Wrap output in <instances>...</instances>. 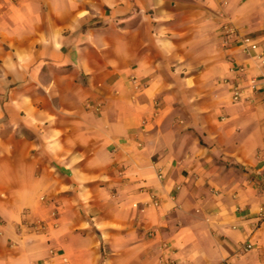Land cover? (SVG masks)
I'll use <instances>...</instances> for the list:
<instances>
[{
  "label": "clouds",
  "instance_id": "clouds-1",
  "mask_svg": "<svg viewBox=\"0 0 264 264\" xmlns=\"http://www.w3.org/2000/svg\"><path fill=\"white\" fill-rule=\"evenodd\" d=\"M0 264H264V0H0Z\"/></svg>",
  "mask_w": 264,
  "mask_h": 264
}]
</instances>
